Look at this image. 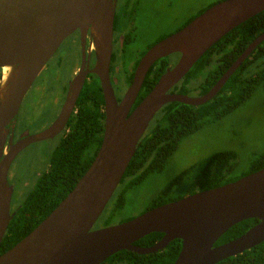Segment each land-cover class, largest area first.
Returning a JSON list of instances; mask_svg holds the SVG:
<instances>
[{
    "label": "water",
    "instance_id": "95a60500",
    "mask_svg": "<svg viewBox=\"0 0 264 264\" xmlns=\"http://www.w3.org/2000/svg\"><path fill=\"white\" fill-rule=\"evenodd\" d=\"M117 0H0V242L13 217L12 187L7 173L16 154L29 142L53 137L66 124L88 73L97 76L104 99L100 146L73 188L28 234L0 254V264H101L120 250L147 254L181 241L172 264H215L264 241V166L232 182L199 190L150 208L121 223L94 228L118 186L135 148L153 116L170 102L199 106L211 100L227 79L264 40L259 34L215 84L199 96L171 93L193 64L224 34L264 10V0H220L186 25L149 47L140 58L132 82L119 103L109 66ZM78 31L81 61L69 82L59 115L41 133L23 139L4 153L6 126L35 78L60 44ZM86 37L94 52L88 67ZM178 54L150 91L129 113L153 63ZM258 222L239 237L220 245L217 239L236 223ZM151 232L163 233L154 245L135 241Z\"/></svg>",
    "mask_w": 264,
    "mask_h": 264
},
{
    "label": "trees",
    "instance_id": "16d2710c",
    "mask_svg": "<svg viewBox=\"0 0 264 264\" xmlns=\"http://www.w3.org/2000/svg\"><path fill=\"white\" fill-rule=\"evenodd\" d=\"M121 16L116 15L114 30L121 31ZM262 32H264V10L238 24L217 40L170 89V92L187 95L192 89H197L199 95L205 94ZM167 33H161L157 39L166 37ZM123 47L124 54H127L126 42ZM178 57V54H172L161 58L149 68L140 88V97H144L149 92L160 75ZM131 77L130 74L128 79L130 80ZM258 88H264V40L253 49L227 79L216 96L208 102L199 106L170 102L161 107L140 138L118 186L94 228L121 223L133 218L135 215L124 216L122 214L125 206L132 200L130 194L150 175L157 174L164 169L179 143L207 121L212 122L230 114L247 101ZM76 104V112L68 122L69 133L51 152L48 157V168L38 177L34 186L26 192L15 207V214L8 223L0 242V254L28 234L55 208L93 160L102 140L104 117L103 97L96 75H89ZM235 158L236 154L232 150L216 152L206 159L199 176L187 186L184 193L173 194L172 190L179 185L190 169L182 171L170 180L155 197L143 204L138 214L196 191L232 182L264 166L263 152L251 162L247 170L236 176L232 174L233 167L231 166ZM257 222V219L250 218L236 223L223 233L214 245H220L239 237ZM162 236L163 233L151 232L135 241L134 244L149 247L159 241ZM180 247L181 241L173 239L163 249L152 253L139 254L123 249L106 258L101 264H172ZM215 264H264V241Z\"/></svg>",
    "mask_w": 264,
    "mask_h": 264
},
{
    "label": "rangeland",
    "instance_id": "374dc122",
    "mask_svg": "<svg viewBox=\"0 0 264 264\" xmlns=\"http://www.w3.org/2000/svg\"><path fill=\"white\" fill-rule=\"evenodd\" d=\"M218 1L220 0H139L141 12L139 20L135 23L136 32L133 34L135 42L132 47L142 48L153 36L172 31L186 18L197 16L200 10ZM68 40L61 43L58 52L37 76L32 90L25 97L23 117L29 118L33 112L45 113V116L52 117L57 111L60 100L57 105H53L55 107L49 108V103L51 104L52 99V104L54 103L56 94L49 100V93L45 92L40 96L41 101L37 106L35 103L40 94L38 87L41 83H52L51 77L54 72L60 75V79L67 80L71 76L70 69L77 66L78 61L74 58L76 50H70ZM59 56L62 57V65L58 67L56 60ZM187 95L199 96V92L192 89ZM42 121H38V126L42 125ZM46 147L44 143L33 145L18 155L11 164L10 175L14 174L16 179L21 181L26 192L34 186L37 177L46 167L47 154L50 150ZM221 150L235 152L236 158L231 162V166L232 174L236 176L247 170L251 162L264 152V88H258L247 101L227 116L212 122L207 121L197 131L185 137L164 169L150 175L130 194L132 200L125 206L122 214L138 215L143 204L155 197L170 180L182 171L190 169L179 185L172 190L173 194L184 193L187 186L199 176L206 159Z\"/></svg>",
    "mask_w": 264,
    "mask_h": 264
},
{
    "label": "flooded vegetation",
    "instance_id": "af4514ba",
    "mask_svg": "<svg viewBox=\"0 0 264 264\" xmlns=\"http://www.w3.org/2000/svg\"><path fill=\"white\" fill-rule=\"evenodd\" d=\"M121 9H122V13H121ZM205 9H206V7L203 8L202 10H200L198 12V14L203 12ZM140 12H141V10L139 8V0H117L116 8H115V17H116V15H118V16L123 15V16H121L122 17V26H121V31H117V30H114L115 28H114V25H113L112 53H111V61H110V66H109L110 80H111L113 91H114L115 96H116L117 103L120 102V100L122 99V97L126 93L127 89L129 88V86H130V84L132 82V77H133L135 68H136L140 58L142 57V55L154 43H156L157 41L161 40V39H157L158 36H153L151 41L146 43L142 48L139 47V49H136V48L132 47V44L135 42L133 40V37H134L133 34L136 32L135 23H136L137 20H139ZM115 17H114V19H115ZM193 18L194 17L186 18L181 25H179L178 27H176L172 31H169L167 33V35L177 31L180 28H182L184 25H186ZM67 39H69L68 40V42H69L68 45L70 47V50L71 51L74 50V49L76 50V56H74V58H75L76 61H78V64L74 68L70 69L71 76L67 80L60 79V75L59 74L57 75V73L54 72L53 76L51 77V82L52 83H41L40 86L38 87L40 89V94H39L38 100L35 103V105L37 106V104L41 101L40 96L41 95L43 96L45 92L49 93V100H50V98H51V96L53 94H56V97L54 99V103L52 104V102H53V99H52L51 104L49 103V108L52 107L53 105H57L58 100H60L61 102L58 105L57 111L55 112L54 115H52V117L45 116L44 115L45 113H37V112H33L31 115H29V118L23 117V115H22V107L24 105V100H25V97L28 95L29 91L32 90L34 82H36V78H37L36 77L34 82L32 83V85L30 86V88L28 89L26 94L24 95V97H23V99H22V101L20 103L17 115L6 126L7 134H6V138H5V142H4V148H3V152L4 153L8 152L9 148L12 145H15L17 142H19V141H21V140H23L25 138L28 139L29 137L37 135V134L41 133L42 131H44L47 127H49V125H51L53 123V121L59 115L60 110L62 108V105H63V103H64V101L66 99L67 93H68L69 82L72 80L73 76L77 73V71H78V69L80 67V61H81V42H80L79 32L78 31L73 32L71 35H69L65 39V41ZM124 42H126V47L128 48L127 54H124V52H125L124 51V47H123ZM58 49H60V48H58ZM58 49H57L56 52H58ZM56 52H55V54H56ZM85 53H86L87 56H88V54H90V58H89V61H88V67L92 68L93 65H94L95 58H94V52H93V49L91 47V43H90V38L89 37H86ZM56 65L58 67L62 65V57L61 56L57 57ZM43 68H45V66ZM40 72H39V74H40ZM3 73L4 72H2V69L0 68V81L2 80L1 77H2ZM130 74L132 75V77L129 80L128 77H129ZM89 75H94V74L93 73H88L85 81L88 79ZM139 92H140V90H139ZM139 92H138V95H137L134 103L132 104L128 114H130V112L135 108V106L143 98V97L139 96ZM169 92H170V90H169ZM101 93H102V90H101ZM78 97H79V95H78ZM78 97H77V99H78ZM102 97H103V94H102ZM77 99L75 101V104L73 106L72 112H71L66 124L64 125V127L57 134H55L53 137L42 138V139H39V140H35V141H32V142H29L28 144H26L16 154V156L13 159V161L25 149H27V148H29V147H31L33 145H38V144H43L44 143L47 146L46 148L50 149L48 151V154H47L48 155L47 156V162H46V167L44 169V170H46L48 168V165H49L48 164V157L50 156L51 152L55 149V147L57 146L58 142L61 139H64L67 136V134L69 133V131H70V126H69L68 122H69L70 118L72 117V115L76 112ZM48 101L46 103H48ZM53 107H55V106H53ZM102 111H103V115H104V99H103ZM36 117H38V118L35 121ZM39 120L40 121L43 120V121L41 122L42 125L38 126V121ZM103 124H104V117H103ZM10 167H11V165H10ZM10 167H9V170H8V173H7V186H11L12 187L9 211H10V213H13V216H14L15 207L17 206L18 202L23 199V197L26 194V191L23 189V184L21 183V181L16 179L14 174L10 175ZM44 170L41 172V174L44 172ZM38 177H37V179H38Z\"/></svg>",
    "mask_w": 264,
    "mask_h": 264
}]
</instances>
